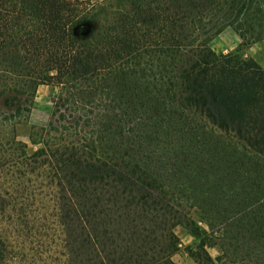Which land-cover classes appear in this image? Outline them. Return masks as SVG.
<instances>
[{"label": "trees", "instance_id": "1", "mask_svg": "<svg viewBox=\"0 0 264 264\" xmlns=\"http://www.w3.org/2000/svg\"><path fill=\"white\" fill-rule=\"evenodd\" d=\"M227 27L264 40V0H0V264H177L179 225L264 264V65Z\"/></svg>", "mask_w": 264, "mask_h": 264}, {"label": "rangeland", "instance_id": "2", "mask_svg": "<svg viewBox=\"0 0 264 264\" xmlns=\"http://www.w3.org/2000/svg\"><path fill=\"white\" fill-rule=\"evenodd\" d=\"M211 47L221 54L228 52H239L245 57H253L261 65H264V40H259L250 45L243 43L240 36L231 27L225 28L210 42ZM56 89L52 85L40 84L36 90L32 113L28 123L18 125V137L29 142L28 134L32 125H43L48 118L52 101L55 97ZM193 215L198 217V213ZM180 241V250L173 255L177 264H195L194 257L190 251L197 244V239L187 228L179 225L175 228ZM212 255L217 254V248L209 249Z\"/></svg>", "mask_w": 264, "mask_h": 264}]
</instances>
